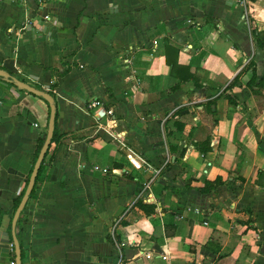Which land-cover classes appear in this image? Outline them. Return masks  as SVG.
Here are the masks:
<instances>
[{
	"label": "crops",
	"instance_id": "obj_1",
	"mask_svg": "<svg viewBox=\"0 0 264 264\" xmlns=\"http://www.w3.org/2000/svg\"><path fill=\"white\" fill-rule=\"evenodd\" d=\"M0 72L22 264H264V0H0Z\"/></svg>",
	"mask_w": 264,
	"mask_h": 264
},
{
	"label": "water",
	"instance_id": "obj_2",
	"mask_svg": "<svg viewBox=\"0 0 264 264\" xmlns=\"http://www.w3.org/2000/svg\"><path fill=\"white\" fill-rule=\"evenodd\" d=\"M0 76L1 77L5 76L8 78V76L4 75L1 72H0ZM12 81L18 88L25 90L32 95H35V96H38V97L44 99L48 103L49 108H50V119H49V123H48V130H47L45 142H44L43 147L39 153V156L35 162L33 171L30 175V178H29L27 187L25 189V192L23 194V197L21 198V201H20V203H19V205L15 211V214H14V217H13V220L11 223L10 236L6 232H3L0 229V264H2L1 262H3L4 259L9 260V258H10V242H12L11 245L15 249L16 264H22L20 247H19L18 241L15 237V226H16V223L18 222L20 214L23 211V209H24V207H25V205L29 199V196L31 195V192L35 186V180H36V177L38 174V170H39L40 165H41V163L45 157V154L47 152V149L49 147V144H50L52 136H53V125H52L53 118H54L53 98L49 94L35 90V89L29 87L28 85H26V84H24L18 80L13 79ZM108 261L110 263V260H108Z\"/></svg>",
	"mask_w": 264,
	"mask_h": 264
},
{
	"label": "trees",
	"instance_id": "obj_3",
	"mask_svg": "<svg viewBox=\"0 0 264 264\" xmlns=\"http://www.w3.org/2000/svg\"><path fill=\"white\" fill-rule=\"evenodd\" d=\"M257 35H258V34L255 32V33H254V36H257ZM53 90H54V85L51 86V87H50V91H48V94H49L51 97L53 96ZM52 98H53V97H52ZM55 141H58V138H57V134H56V132L54 131V132H53L52 139H51V142H55ZM41 148H42V143L39 144L38 150H40ZM208 150H209V149H201L200 152H201L202 154H205V152H207ZM43 161H44V160H43ZM42 164H43V162H42ZM42 164H41L40 169H39V171H38V174H37V177H36V180H35V184H37L38 182H40V175H41ZM202 191L205 192L206 189L204 188V189H202ZM32 194H33V191L31 192L30 197L32 196Z\"/></svg>",
	"mask_w": 264,
	"mask_h": 264
},
{
	"label": "built area",
	"instance_id": "obj_4",
	"mask_svg": "<svg viewBox=\"0 0 264 264\" xmlns=\"http://www.w3.org/2000/svg\"><path fill=\"white\" fill-rule=\"evenodd\" d=\"M30 1H32V2H41L42 0H30ZM54 84H55L54 82L51 83L52 86H53ZM50 87H51V86H50ZM97 106H99V103H98V102H91V103H89V104L87 105V108H88V109H92V108H95V107H97ZM102 172L105 174V173H107V170L103 169ZM11 264H12V263H11Z\"/></svg>",
	"mask_w": 264,
	"mask_h": 264
}]
</instances>
